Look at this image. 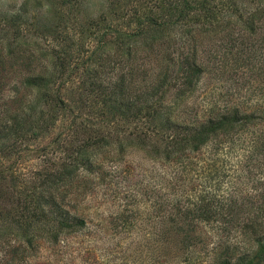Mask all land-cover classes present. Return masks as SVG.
<instances>
[{
	"label": "rangeland",
	"instance_id": "1",
	"mask_svg": "<svg viewBox=\"0 0 264 264\" xmlns=\"http://www.w3.org/2000/svg\"><path fill=\"white\" fill-rule=\"evenodd\" d=\"M164 4L0 0V264H218L248 247L239 229L246 213L231 212L227 198L251 192L253 178L264 181V152L251 146L264 120L223 137L219 153L204 145L180 163L155 151L173 134L166 113L188 125L232 106L264 111V0H210L206 14L157 31L146 16L162 14ZM255 10L251 33L242 20ZM150 34L158 40L147 52ZM62 48L71 49V64L59 76L52 50ZM184 55L203 72L182 94ZM40 74L49 76L46 87L22 85ZM120 77L137 106L158 108L155 117H113L102 98ZM60 173L66 181L56 195L84 219L80 230H59L47 210L39 220L23 216V201L49 190ZM201 198L220 204L219 215L185 218ZM237 214L238 222L228 221Z\"/></svg>",
	"mask_w": 264,
	"mask_h": 264
},
{
	"label": "trees",
	"instance_id": "2",
	"mask_svg": "<svg viewBox=\"0 0 264 264\" xmlns=\"http://www.w3.org/2000/svg\"><path fill=\"white\" fill-rule=\"evenodd\" d=\"M164 1V9L161 11L160 15H147L146 21L150 23L154 29L160 31L165 26L164 23H170L171 25L178 24L182 19L187 18L189 14L194 11H201L199 13L206 14L208 11L212 10V6L209 4L210 0H162ZM263 8V7H262ZM259 11H247L245 20H242V25L246 31L251 33L255 32L257 28V21L259 17L257 16ZM262 12V11H260ZM140 23V22H139ZM183 27V26H181ZM224 30V29H223ZM190 31L187 28L183 29V33L187 35ZM106 31L101 33L100 40L105 43ZM138 32L132 33L133 36L137 35ZM129 37V36H127ZM59 37H56L58 39ZM148 40V41H147ZM158 40V36L155 34H150L146 37V41L143 43L145 50L147 52H152L153 42ZM62 41V40H61ZM58 44L60 42L58 41ZM103 47V46H102ZM130 46H127L129 48ZM68 50V51H67ZM149 50V51H148ZM53 72H59L62 76L66 72L69 57H71V49L58 50L53 49ZM13 52V49L9 51ZM130 55V52L126 53ZM128 58V57H127ZM183 61V80L182 87L180 88L181 93L184 94L188 89L195 85L203 69L201 65L195 63L194 58L191 60L189 55H184ZM264 59H262L263 61ZM73 61V59H72ZM130 61V59H129ZM72 68L75 67V63ZM166 67L163 69V73L159 75L160 82L164 81L167 74L168 64L166 62ZM262 68V67H261ZM53 75V74H50ZM130 80H134L132 77L128 76ZM47 79V81L45 80ZM49 81V76L46 75H34L24 79L22 84L28 89L44 86L46 87ZM127 80L124 77L117 78L116 81L110 83V90L107 94H104L102 98L103 102L110 103V108L113 107L115 119H120L126 122H135L136 120H145L155 117L158 112L152 105L137 106V99L133 96L134 93H127L128 85H126ZM158 85L155 90L158 91ZM156 91V92H157ZM152 95L146 94L145 101H148ZM228 109H222L215 112L214 115L209 117L200 118L194 120V122H189L190 124L177 123L175 120L170 119L168 115L164 114L167 123V127H173V134L170 138L163 137L167 142L161 144L162 150L157 149L155 153L158 156L163 157L165 161L174 159V156L180 158L176 159L182 163L181 157H183L186 152H196L200 150L204 145H212L215 147V151H219L227 146L223 143L226 141L222 140L223 137L230 134H237L244 130L250 124H256L258 120H264V111L261 113H256L253 110L250 112L242 110L239 106H232ZM162 113H164L162 111ZM263 113V114H262ZM6 128V127H5ZM4 130V129H3ZM264 136V135H263ZM259 136V137H263ZM259 137L256 139L259 141ZM257 140H252V147L255 143H259L258 149L264 152V141L258 142ZM254 143V144H253ZM130 145V143H128ZM222 146V147H221ZM252 149V148H251ZM219 150V151H218ZM214 151V153H215ZM261 161L254 162L250 168H256ZM254 170V169H252ZM251 172V171H250ZM53 185L49 186V190L41 192L38 197H31L27 201H23L21 207L24 209L25 214L23 216L32 217L33 219L44 218V211H48L52 218L56 220L59 230L63 229L67 231H76L84 227L85 221L82 217L72 213L64 205H62V198L56 195V191L59 186L65 184L66 177L64 174L60 173L54 177ZM254 179V178H253ZM250 180L251 192L247 188V192L243 195H229L227 201L233 203L231 212L236 208L246 213L243 216V222L239 225V229L242 230L240 233L247 235L248 237V247L240 250V253L234 258H224L218 262V264H262L264 262V181L261 179L257 181ZM240 190V189H239ZM200 198V197H199ZM207 199V198H206ZM213 199V198H211ZM236 206V207H234ZM220 204H215L212 201L205 200L204 198L199 199L198 203H194L193 207L185 210V218L196 219L201 218L203 220L209 221L219 215ZM235 219L229 218V222H238L240 214H237ZM182 230V228H180ZM23 233H20V236Z\"/></svg>",
	"mask_w": 264,
	"mask_h": 264
}]
</instances>
